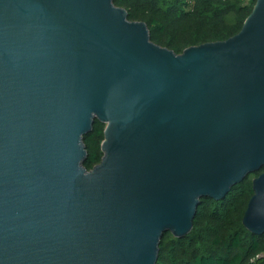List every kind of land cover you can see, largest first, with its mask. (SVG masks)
<instances>
[{
    "label": "water",
    "instance_id": "95a60500",
    "mask_svg": "<svg viewBox=\"0 0 264 264\" xmlns=\"http://www.w3.org/2000/svg\"><path fill=\"white\" fill-rule=\"evenodd\" d=\"M175 54L114 0H0V264H156L264 167V0ZM104 124L102 156L83 143ZM242 224L264 234V172Z\"/></svg>",
    "mask_w": 264,
    "mask_h": 264
},
{
    "label": "trees",
    "instance_id": "16d2710c",
    "mask_svg": "<svg viewBox=\"0 0 264 264\" xmlns=\"http://www.w3.org/2000/svg\"><path fill=\"white\" fill-rule=\"evenodd\" d=\"M128 20L143 22L152 43L181 54L186 48L227 40L237 34L255 0H114ZM104 124L95 121L83 143L91 170L100 162ZM264 167L232 187L220 201L203 198L191 232L184 238L163 236L156 264H264V234L242 224L252 194V180Z\"/></svg>",
    "mask_w": 264,
    "mask_h": 264
}]
</instances>
